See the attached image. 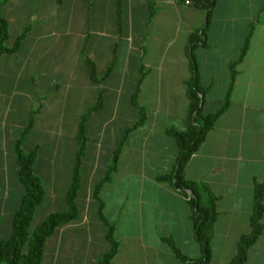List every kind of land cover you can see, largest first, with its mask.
I'll use <instances>...</instances> for the list:
<instances>
[{"label": "crops", "instance_id": "1", "mask_svg": "<svg viewBox=\"0 0 264 264\" xmlns=\"http://www.w3.org/2000/svg\"><path fill=\"white\" fill-rule=\"evenodd\" d=\"M150 5L153 15L148 20ZM1 11L8 23L7 47L24 27L30 29L15 54L0 56V239L9 237L11 216L20 203L13 145L30 113L36 111L22 150L37 148L33 171L44 189L31 222L35 228L48 214L66 211L78 149L77 124L98 98L101 101L85 124L76 199L79 217L46 240L42 264H98L108 249L91 188L104 176L124 130L137 119L131 97L140 66L144 78L137 102L146 121L127 136L111 181L99 193L104 217L114 225L119 243L110 264H181L166 239L184 256L199 258L190 195L155 180L171 172L177 155L174 141L164 132L188 128L189 35L198 31L200 36L193 54L204 91L203 115L221 108L228 66L249 37L235 69L229 106L183 172L203 206L215 199L211 263H228L239 236L249 232L254 185L264 181V0H214L207 26L205 10L194 0H10ZM69 49L71 61L62 58ZM67 99L73 113L71 128L63 122ZM45 112L53 120L45 121ZM115 121L117 128L107 129ZM33 137L39 143L32 144ZM37 211L43 218L34 222ZM3 218L8 219L4 228ZM262 225L246 264H264V214Z\"/></svg>", "mask_w": 264, "mask_h": 264}, {"label": "trees", "instance_id": "2", "mask_svg": "<svg viewBox=\"0 0 264 264\" xmlns=\"http://www.w3.org/2000/svg\"><path fill=\"white\" fill-rule=\"evenodd\" d=\"M9 1L10 0H0V56L15 54L30 29L29 27H24L20 34L14 39L12 46H6V42L9 40L8 23L2 16L1 10ZM194 3L205 10V25L207 26L210 22L214 0H194ZM152 15L153 10L150 5L148 20L151 19ZM205 27L202 29V33ZM199 41L200 36L198 35V31L190 34L187 40L186 54L192 70L191 76L186 83L188 128L184 132H177L173 129L165 130V135L170 137L175 143L177 149L176 160L169 174L155 178L157 182L166 183L170 188L183 196H187L184 191L191 192V196H187V202L192 211L190 222L193 238L199 247V258L190 259L184 256L173 242L166 239L170 252L181 264H212L210 240L214 221L216 219L214 207L215 199L211 198L208 204L203 206L195 185L184 178L183 172L188 160L197 151L199 145L204 140L206 134L211 130L215 121L229 106V96L236 76L235 69L245 54L249 37L245 39L237 60L228 66L229 84L223 104L218 111L211 115H203L202 113L204 91L200 87L198 81L197 66L193 54ZM86 63L89 62L86 61ZM112 65L113 64H111V67ZM111 67L109 69H111ZM88 68L90 77L94 79V70L90 63L88 64ZM143 78L144 73L140 66L139 79L131 97V105L137 112V119L124 130L120 141L113 150L111 163L107 167L104 176L91 188V199L96 203L97 219L104 228V240L108 246V249L98 260V264H110L117 255L119 249V243L114 238V225L108 223L104 217V205L99 197V193L101 188L111 181V176L117 167L118 157L127 136L131 132L142 127L146 121L145 110L140 107L137 102L139 88ZM100 106L101 101L98 98L95 106L88 109L79 118L77 124L76 139L78 142V149L75 153L74 163L71 169V183L65 198L67 206L66 211L48 214L31 232L29 231V226L32 222L35 210L43 201L44 189L41 180L33 171V164L37 157V148H33L28 153L22 150V145L32 129L33 118L36 111L30 113L24 130L20 133L13 145L15 163L18 168L17 182L21 188V197L18 208L11 216L10 235L7 239H0V264H42V254L46 240L54 234L57 228L68 225L78 219L79 213L76 206V199L80 188L81 159L86 147L85 124L89 114L92 111L98 110ZM263 201L264 181L254 185L252 208L249 218V232L239 236L236 242L235 255L225 264H246L248 251L256 243L263 230Z\"/></svg>", "mask_w": 264, "mask_h": 264}, {"label": "rangeland", "instance_id": "3", "mask_svg": "<svg viewBox=\"0 0 264 264\" xmlns=\"http://www.w3.org/2000/svg\"><path fill=\"white\" fill-rule=\"evenodd\" d=\"M73 42H74V40H73ZM71 45H72V44H71ZM73 45H74V44H73ZM73 48H74V47L71 46L70 49H73ZM70 49H69V51H68L67 53H66V52L63 53L62 58H63L64 60L71 61V60L73 59L74 55L70 54V53H72V51H71ZM64 55H65V56H64ZM65 89H66V88H64V90H65ZM70 103H71L70 100L67 99V102H66V104H65L67 110H65V112H64V117H63V122H64L65 124H68L69 128H71V124H73V113L71 112V104H70ZM43 115H44L43 119H45V121H46L47 117L53 120V118L51 117V115H50L49 112H45V113H43ZM43 115H42V116H43ZM104 115H105V114H104ZM41 118H42V117H41ZM117 126H118V122L115 121V122L111 123V127H108L107 129H109V128L116 129ZM107 129H106V130H107ZM37 137H38V136H37ZM66 138H67V137H66ZM47 141H48V140H46V142H47ZM31 143H32V144H33V143H39V138L33 137V138L31 139ZM44 185L47 187L48 184H44ZM10 192H11V191H10ZM10 194H13V193H10ZM58 204H59V202L56 203L57 206H58ZM37 212H38V213H37V215L35 216V220H34V222L41 221V219L43 218V216H42V212H40V211H37ZM7 220H8L7 218H3V219H2V226H3V228H4V226H6V223L8 222ZM32 230H33V223H31L30 226H29V231L31 232ZM262 247H263V253H261V255L264 256V235H263V239H262Z\"/></svg>", "mask_w": 264, "mask_h": 264}, {"label": "water", "instance_id": "4", "mask_svg": "<svg viewBox=\"0 0 264 264\" xmlns=\"http://www.w3.org/2000/svg\"><path fill=\"white\" fill-rule=\"evenodd\" d=\"M186 193H188L191 196V193L189 191H186Z\"/></svg>", "mask_w": 264, "mask_h": 264}, {"label": "built area", "instance_id": "5", "mask_svg": "<svg viewBox=\"0 0 264 264\" xmlns=\"http://www.w3.org/2000/svg\"><path fill=\"white\" fill-rule=\"evenodd\" d=\"M185 4H189V2H188V1H186V2H185Z\"/></svg>", "mask_w": 264, "mask_h": 264}]
</instances>
